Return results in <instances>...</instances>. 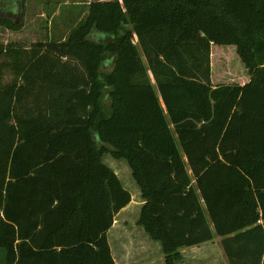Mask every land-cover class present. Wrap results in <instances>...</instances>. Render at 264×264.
Masks as SVG:
<instances>
[{
    "label": "trees",
    "instance_id": "16d2710c",
    "mask_svg": "<svg viewBox=\"0 0 264 264\" xmlns=\"http://www.w3.org/2000/svg\"><path fill=\"white\" fill-rule=\"evenodd\" d=\"M214 45L239 83L214 84ZM105 154L165 264L215 236L264 264V0L96 1L67 38L0 42V264H116L131 195Z\"/></svg>",
    "mask_w": 264,
    "mask_h": 264
},
{
    "label": "rangeland",
    "instance_id": "374dc122",
    "mask_svg": "<svg viewBox=\"0 0 264 264\" xmlns=\"http://www.w3.org/2000/svg\"><path fill=\"white\" fill-rule=\"evenodd\" d=\"M5 1L8 3L10 0H0V7L7 5L8 9H12L13 5L5 4ZM96 1L116 0H24L19 28L12 30L0 24V42L29 45L35 42L58 41L61 38H67L70 32L85 19L88 5ZM5 19L9 21L7 23H13L7 17ZM232 50L234 53L231 52ZM212 52H218L214 55L212 64L215 76L220 77L215 80L214 84L239 83L240 80L234 78V72L228 68L227 63V55H235L231 57L234 59L233 68L239 67L240 60L235 48L214 45ZM224 52L225 58L220 54ZM239 74L246 75V72L241 70ZM102 161L115 172L122 186L130 193L132 200L123 212L115 216L114 223L108 232V242L110 241L114 260L117 264H165L161 245L151 240L143 228L137 225L144 201L127 163L113 159L108 154L103 156ZM220 242L221 238L215 236L210 242L194 248L181 249L179 264H228Z\"/></svg>",
    "mask_w": 264,
    "mask_h": 264
},
{
    "label": "flooded vegetation",
    "instance_id": "af4514ba",
    "mask_svg": "<svg viewBox=\"0 0 264 264\" xmlns=\"http://www.w3.org/2000/svg\"><path fill=\"white\" fill-rule=\"evenodd\" d=\"M3 1V0H2ZM12 0L8 1V3L5 1V4L13 5L12 9H8V6L5 5L4 7H0V17L3 16L2 18L7 17L9 20H12V22L15 24L17 22L20 12L22 11L21 8L23 7L20 6L21 1L20 0Z\"/></svg>",
    "mask_w": 264,
    "mask_h": 264
},
{
    "label": "crops",
    "instance_id": "0c3cea01",
    "mask_svg": "<svg viewBox=\"0 0 264 264\" xmlns=\"http://www.w3.org/2000/svg\"><path fill=\"white\" fill-rule=\"evenodd\" d=\"M111 63L109 62V63H107V65L105 66V69H110L111 68ZM121 182V181H120ZM132 203V200L130 201V203L125 207V208H123L120 212H123L124 211V209H126L130 204ZM119 212V213H120ZM110 231V230H109ZM110 242V241H109ZM109 246H110V244H109ZM194 248V247H193ZM110 249H111V253H112V256H113V250H112V248H111V246H110ZM114 257V256H113ZM114 259V258H113ZM115 261V263L117 264V262H116V260H114Z\"/></svg>",
    "mask_w": 264,
    "mask_h": 264
},
{
    "label": "water",
    "instance_id": "95a60500",
    "mask_svg": "<svg viewBox=\"0 0 264 264\" xmlns=\"http://www.w3.org/2000/svg\"><path fill=\"white\" fill-rule=\"evenodd\" d=\"M20 6H22V3H20ZM21 10H22V8H21ZM21 13H22V11L20 12V16H19L17 22H15V25H16V26H19V25H20Z\"/></svg>",
    "mask_w": 264,
    "mask_h": 264
}]
</instances>
